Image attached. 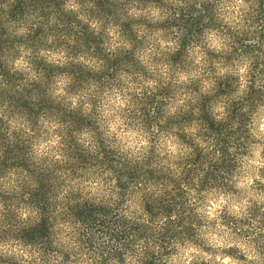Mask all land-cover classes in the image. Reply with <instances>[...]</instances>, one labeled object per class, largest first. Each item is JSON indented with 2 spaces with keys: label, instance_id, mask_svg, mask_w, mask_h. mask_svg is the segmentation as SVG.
Listing matches in <instances>:
<instances>
[{
  "label": "clouds",
  "instance_id": "clouds-1",
  "mask_svg": "<svg viewBox=\"0 0 264 264\" xmlns=\"http://www.w3.org/2000/svg\"><path fill=\"white\" fill-rule=\"evenodd\" d=\"M0 264H264V0H0Z\"/></svg>",
  "mask_w": 264,
  "mask_h": 264
}]
</instances>
